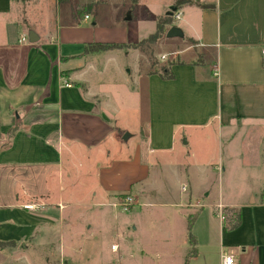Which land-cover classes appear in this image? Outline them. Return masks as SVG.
<instances>
[{
	"label": "crops",
	"instance_id": "0c3cea01",
	"mask_svg": "<svg viewBox=\"0 0 264 264\" xmlns=\"http://www.w3.org/2000/svg\"><path fill=\"white\" fill-rule=\"evenodd\" d=\"M142 1L133 6L131 0H0V241L25 247L42 234V224L62 226L77 206L95 204L98 213H105L123 194L135 202L139 190L156 194L161 183L151 172L167 166L181 180L184 193L175 204L186 208L175 264H220L222 252L233 253L235 264H264V0H201L210 6L184 4L177 9L179 24L173 18L154 45L168 47L159 58L171 50L180 56L170 64L169 78L150 71L148 53L139 48L83 52L89 42L145 38L151 32L134 37L128 23L150 19L156 25L173 3L162 1L152 16ZM86 4L89 11L78 10ZM170 26L181 34L166 36ZM20 36L25 40L19 41ZM117 51L134 60L132 68L122 69L134 84L128 91L146 90L147 108L133 145L126 144L132 134L123 138L125 129L106 116L118 110L101 102L95 79L85 76L89 69L99 71V52L116 60ZM114 89L117 101L118 87ZM214 123L252 139L240 141L239 154L250 153L243 158L232 149L240 135L231 133L228 149L235 164L225 178L221 174L212 202L210 184L199 193L209 168L190 144L194 135L206 143L210 135L205 130ZM118 143L127 148L123 156L114 150ZM182 146L189 148L184 151L186 164L179 168L175 161ZM27 202L42 207L27 210ZM205 206L218 218L215 237L207 216L200 233L195 230ZM223 207L238 210L236 225H227ZM189 213L195 215L191 233L196 240L190 254L182 250L188 244ZM174 235L164 228L165 241ZM167 254L170 261L173 256ZM7 259L0 250V264ZM160 264L169 263L164 258Z\"/></svg>",
	"mask_w": 264,
	"mask_h": 264
},
{
	"label": "rangeland",
	"instance_id": "374dc122",
	"mask_svg": "<svg viewBox=\"0 0 264 264\" xmlns=\"http://www.w3.org/2000/svg\"><path fill=\"white\" fill-rule=\"evenodd\" d=\"M162 1L164 0H143L142 2L148 6L153 16L159 13L158 9L163 4ZM45 3L50 4L49 2ZM47 10L49 11V8ZM107 13L108 10L102 11L101 18L105 19ZM174 22L179 24L178 19H175ZM128 25L126 26L134 37L147 35L155 29L154 21L150 19L142 21L136 19L129 22ZM7 30L8 28L2 30V46L5 44ZM161 37L154 44L145 46L144 51L148 53L150 71H162L163 67L168 68L171 63L181 60L178 54L173 53V50L166 54L165 59L159 58L160 53L168 51L167 46H154ZM99 54L97 60L99 71L89 69L85 76L88 79H95L93 84L100 91L101 102L110 106L108 108L118 110L116 114L106 113V116L112 119V123L118 128L125 129L122 137L126 133L132 134L128 137L126 144L133 145L135 129L144 119L143 113L147 108L144 99L146 90L139 87L132 94L128 91L134 84L131 83L130 76H126L122 69L133 67L134 60L131 54L124 57L121 51H117L116 60H108L103 52H99ZM98 80L106 82L99 85ZM94 86H92L93 89ZM114 86L118 87L117 101L113 95L116 91ZM232 132L237 133L231 127L218 129L214 123L205 130V133L210 135L206 143H201L196 135L191 139L190 146L196 151L198 159L207 164L210 173L209 178L205 182H201L199 193L205 190L207 184H210L211 191L208 198L212 202L217 200L221 174L225 178L229 166L235 164L236 159L232 160L234 157L228 149V140L231 138ZM238 135L240 137L234 138L237 141L232 149L235 148L239 154L240 141H248L245 139H252V135L247 134L243 137V132L242 135ZM186 147L189 148V146L181 147L178 159L175 161L179 168L186 164L184 158ZM114 150L117 155L122 156L128 152L124 143L123 146L118 143ZM249 154L239 155L246 158ZM222 167L226 169V172H223ZM151 173L161 183L156 194L139 190L136 192L137 195L140 194L137 202L134 201L128 210H123L117 205L108 208L105 213H98V206L95 204L77 206L68 217H65L62 226L48 227L47 224H42L39 228V232L42 234L25 242V247H21L15 242L4 245L2 251L8 255L4 264H160L164 258L169 264H175L178 261V253H180L177 234L182 224L185 223L181 212L186 211L184 206L175 204L179 201L180 195H184L181 191V180L176 178L167 166H162L161 169ZM203 197L204 195L198 196L199 199ZM161 202L169 204H158ZM38 204L41 203L38 202ZM203 209L205 213L196 223L195 230L200 233L199 228L206 221L204 217L207 216L211 220V228L215 237L219 224L218 218L212 212V207L205 206ZM187 211L192 210L187 209ZM164 228L175 233L172 240L165 241L163 239ZM111 244L116 245L115 249H111ZM200 245L203 246L204 243L202 242ZM182 250L188 252V244ZM167 253L173 256L170 261L167 259Z\"/></svg>",
	"mask_w": 264,
	"mask_h": 264
},
{
	"label": "trees",
	"instance_id": "16d2710c",
	"mask_svg": "<svg viewBox=\"0 0 264 264\" xmlns=\"http://www.w3.org/2000/svg\"><path fill=\"white\" fill-rule=\"evenodd\" d=\"M63 1V0H60ZM132 5L134 6L137 0H131ZM184 4H194L200 7H209V4L203 3L201 0H173L172 8H174L173 11H171L170 14H164L162 16H159L156 20L155 29L153 32L149 33L145 38L132 42V43H115V42H89L86 43L84 46L83 52H90V51H97V50H103L108 48H114V47H134L139 48L140 50H145V46L154 44L159 37H161L164 34V28L165 25L171 24L173 21V14L174 12L179 9ZM91 5L86 4L82 7H78V10L80 11H89ZM172 64V63H171ZM159 74L163 78H169L172 76V72L170 71V68L163 67L162 71L159 72ZM125 195H121L120 197H124ZM222 214L225 217V221L227 225L234 226L238 223L239 219V212L235 208H229V207H223ZM186 218V229H187V241L190 245V249L188 251V254L193 253L195 250V237L191 233V226L193 223V220L195 218L194 213H189L185 215ZM13 241H0V250H2L4 245H9Z\"/></svg>",
	"mask_w": 264,
	"mask_h": 264
},
{
	"label": "built area",
	"instance_id": "2783aa9c",
	"mask_svg": "<svg viewBox=\"0 0 264 264\" xmlns=\"http://www.w3.org/2000/svg\"><path fill=\"white\" fill-rule=\"evenodd\" d=\"M179 16H180V12L178 10H176L173 14V18L177 19V18H179ZM85 17H87V16H85ZM24 40H25V37L20 36L19 41H24ZM262 52H264V51H262ZM162 57H164V56H162ZM133 203H134V200H133L131 195H125L124 197H122L121 199L118 200V205L123 210L130 209L132 207ZM23 207L25 209H28V210H37V209L42 207V204H38L36 202H31V203L24 204ZM110 247H111V249H115L116 245L111 244ZM220 257H221L220 264H235L234 256H233V253H231V252H222Z\"/></svg>",
	"mask_w": 264,
	"mask_h": 264
},
{
	"label": "water",
	"instance_id": "95a60500",
	"mask_svg": "<svg viewBox=\"0 0 264 264\" xmlns=\"http://www.w3.org/2000/svg\"><path fill=\"white\" fill-rule=\"evenodd\" d=\"M173 10H174V8L171 7V8L167 11V14H170L171 11H173ZM180 34H181L180 30H179L176 26H170V27L168 28V30L166 31V36H176V35H180ZM35 40H36V37H34V36H30V41H35ZM126 135H127V134H125V135L123 136V138H125Z\"/></svg>",
	"mask_w": 264,
	"mask_h": 264
}]
</instances>
